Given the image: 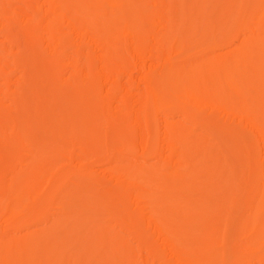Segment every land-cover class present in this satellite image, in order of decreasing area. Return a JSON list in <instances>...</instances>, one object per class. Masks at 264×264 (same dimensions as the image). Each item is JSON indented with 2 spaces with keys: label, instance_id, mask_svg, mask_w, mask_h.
<instances>
[{
  "label": "bare ground",
  "instance_id": "obj_1",
  "mask_svg": "<svg viewBox=\"0 0 264 264\" xmlns=\"http://www.w3.org/2000/svg\"><path fill=\"white\" fill-rule=\"evenodd\" d=\"M0 264H264V0H0Z\"/></svg>",
  "mask_w": 264,
  "mask_h": 264
}]
</instances>
